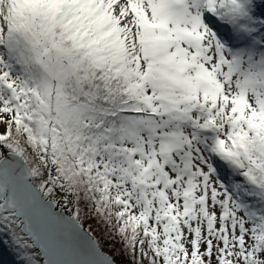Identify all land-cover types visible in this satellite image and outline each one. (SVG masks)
I'll return each mask as SVG.
<instances>
[{"label":"snow or ice","instance_id":"6c2138e0","mask_svg":"<svg viewBox=\"0 0 264 264\" xmlns=\"http://www.w3.org/2000/svg\"><path fill=\"white\" fill-rule=\"evenodd\" d=\"M0 125V264H264V0H0Z\"/></svg>","mask_w":264,"mask_h":264},{"label":"trees","instance_id":"16d2710c","mask_svg":"<svg viewBox=\"0 0 264 264\" xmlns=\"http://www.w3.org/2000/svg\"><path fill=\"white\" fill-rule=\"evenodd\" d=\"M88 223H92L93 228L94 229L96 228V225L94 222H86L85 227H88ZM102 231H103L102 229L99 231H96L95 234L101 238L104 251L108 252L111 255H116V250L120 248V244L118 243V241L109 240V239L104 238L102 235ZM112 245H115V247H112ZM116 258H117L118 264H119V261L123 259L122 256H117ZM6 259H11V257L6 256Z\"/></svg>","mask_w":264,"mask_h":264},{"label":"rangeland","instance_id":"374dc122","mask_svg":"<svg viewBox=\"0 0 264 264\" xmlns=\"http://www.w3.org/2000/svg\"><path fill=\"white\" fill-rule=\"evenodd\" d=\"M3 130H4L3 125H0V131H3Z\"/></svg>","mask_w":264,"mask_h":264}]
</instances>
